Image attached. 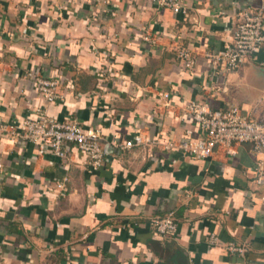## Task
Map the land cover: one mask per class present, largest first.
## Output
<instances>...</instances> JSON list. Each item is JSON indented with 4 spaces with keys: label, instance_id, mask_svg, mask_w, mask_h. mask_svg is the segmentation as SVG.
I'll use <instances>...</instances> for the list:
<instances>
[{
    "label": "crops",
    "instance_id": "obj_1",
    "mask_svg": "<svg viewBox=\"0 0 264 264\" xmlns=\"http://www.w3.org/2000/svg\"><path fill=\"white\" fill-rule=\"evenodd\" d=\"M262 2L183 0L184 15L151 0H0L2 120L39 109L75 119L101 130L104 152L93 169L75 147L58 159L0 133V264H168L174 247L187 264H264V182L251 144L201 159L160 143L200 134L183 111L190 100L264 118V47L234 70L204 56L227 47L240 12ZM178 45L192 49L193 69ZM32 71L57 80V99L40 95ZM135 134L154 143L121 146ZM168 212L178 232L158 235L149 220Z\"/></svg>",
    "mask_w": 264,
    "mask_h": 264
},
{
    "label": "built area",
    "instance_id": "obj_2",
    "mask_svg": "<svg viewBox=\"0 0 264 264\" xmlns=\"http://www.w3.org/2000/svg\"><path fill=\"white\" fill-rule=\"evenodd\" d=\"M158 6L168 7L173 12L187 15L183 0H151ZM264 2L258 8L247 7L240 12L236 22L231 43L219 51H207L204 56L214 69L219 66L225 70H234L255 56L264 47ZM140 38L148 43H156L158 36L143 30ZM176 56L180 64L188 70L193 69L196 57L189 46L178 45ZM40 95L51 102L58 98L55 79L43 77L35 71L29 72ZM165 97L168 93L164 94ZM183 111L195 122L200 130L198 136L186 139H166L161 141L162 148L179 149L183 153L206 159L216 149L227 154H235V145L247 142L251 144V152L256 156L255 182H264V118H245L237 106L224 110L214 109L206 102L190 100L183 106ZM0 133L9 135L13 141L32 143L37 146L39 153L63 159L67 156L70 146L81 151L87 158L91 168L96 169L102 164L104 152L101 144L102 132L99 128L82 127L75 119L60 120L51 117L42 109L36 112L35 117L22 119L16 125L6 123L0 117ZM154 143L151 139L135 134L132 139L125 141L122 147H131L136 144ZM62 187L61 184H58ZM150 226L158 235L170 236L178 232V223L172 212L164 215H154L149 220ZM211 245L218 243L214 233L207 237ZM229 251L244 255L248 244H225Z\"/></svg>",
    "mask_w": 264,
    "mask_h": 264
},
{
    "label": "trees",
    "instance_id": "obj_3",
    "mask_svg": "<svg viewBox=\"0 0 264 264\" xmlns=\"http://www.w3.org/2000/svg\"><path fill=\"white\" fill-rule=\"evenodd\" d=\"M164 257H166V259L169 261L168 264L173 262H176L177 264H187V259L183 251L178 247H174L172 253H170L168 256L164 255ZM176 258H178V260Z\"/></svg>",
    "mask_w": 264,
    "mask_h": 264
}]
</instances>
